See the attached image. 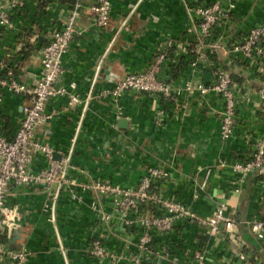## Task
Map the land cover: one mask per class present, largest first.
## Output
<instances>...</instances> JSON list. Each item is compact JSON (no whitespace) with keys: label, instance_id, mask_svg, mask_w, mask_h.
I'll return each mask as SVG.
<instances>
[{"label":"crops","instance_id":"obj_1","mask_svg":"<svg viewBox=\"0 0 264 264\" xmlns=\"http://www.w3.org/2000/svg\"><path fill=\"white\" fill-rule=\"evenodd\" d=\"M73 1L20 0L18 7L11 8L13 25L0 24V59L13 65L21 79L34 82L41 76L42 48L52 31L63 25ZM205 1L213 0H112L111 17L105 26L94 23L92 10L84 11L82 33L74 36L63 56L64 79L67 83L76 81L74 91L82 100L69 105L67 95L51 98L46 107L53 112L52 119L36 127L37 137L52 145L60 157L73 148L70 173L77 183L59 195L58 231L44 208L48 189L43 185H24L10 198L22 216L21 237H17L33 251L26 264H131L140 255L137 242L141 230L121 228L116 217L109 224H97L90 206L97 194L82 184L95 179L136 184L153 165L171 171L170 181L160 192L185 200L197 213L209 215L220 203H227L235 229L245 239L248 259L236 262L235 246L227 234H211L191 222H179L170 232L154 237L138 264H191L199 252L205 253V264H221L223 259L264 264V238L256 235V220L264 219V174L250 172L238 184L231 166L235 160L248 158L254 141L264 138V101L259 93L264 87V54L251 62L229 48L252 25L264 21V0H238L230 20L217 30L215 39L222 46L214 51L199 41L190 10V5ZM8 3L0 0V4ZM188 40L190 45L184 50ZM199 50L207 56L202 57ZM160 51L170 56L161 74L180 92L169 98L124 92L120 102L127 123L120 125L115 100L111 94H102V89L113 86L118 76L146 69ZM193 59H199L197 65L191 63ZM220 67L228 68L240 83L238 119L224 143L220 137L221 95L185 88L187 80L211 83ZM0 97V132L12 137L26 98L7 89L0 90ZM46 165V157L36 153L33 168ZM72 189L78 198H73ZM109 204L106 200L108 210ZM96 236H102L108 249L123 257L101 260L91 255L87 247Z\"/></svg>","mask_w":264,"mask_h":264},{"label":"built area","instance_id":"obj_2","mask_svg":"<svg viewBox=\"0 0 264 264\" xmlns=\"http://www.w3.org/2000/svg\"><path fill=\"white\" fill-rule=\"evenodd\" d=\"M237 2L238 0H213L190 5L192 15L197 22L198 39L204 45H208L210 51L222 46L221 41L215 39L218 35L217 30L230 20ZM19 4L20 0H9L8 4H0V24L3 27L13 25L11 8L18 7ZM87 9L93 11L95 24L105 26L111 17L112 0L73 1L63 25L52 31L49 42L42 48V74L34 82L21 79L13 65L0 59V90L7 89L26 98L21 105L22 118L14 135L9 137L0 132V264H26L33 254L30 247L25 242L19 241L20 238L17 237L18 235L21 237V211L18 204L10 203V198L17 195V189L28 184H41L48 189V201L44 208L49 211L48 220L53 222L58 231L56 211L59 195L65 187L77 183L76 178L70 173L73 148L60 158H55L56 150L48 142L37 137L36 127L52 119L53 112L46 107L51 98L67 95L69 105L82 100L74 91L76 81L67 83L64 79L66 68L63 64V56L68 51L74 36L82 33L80 19ZM189 45V40L184 42L183 49L186 50ZM230 45L231 50L242 53L251 62L254 57L264 54V21L252 25ZM199 52L202 57L207 56V53H202L203 50ZM168 58L170 56L165 51H160L146 69L118 76L113 86L102 89V94L113 96L119 116H123L120 97L126 91L147 92L160 98L173 97L180 92L172 81L161 74L164 61ZM198 60L193 59L191 63L197 65ZM194 87L199 88L202 93L216 92L223 98L220 137L223 143L226 142L232 136L238 119L237 91L240 89V83L232 77L228 68L220 67L217 68L215 79L211 83L199 81L195 84L192 80L186 81L185 88ZM259 93L264 101V87L260 88ZM253 145V152L248 158L235 160L231 164L237 175L238 184H241L250 172L264 174V138L256 139ZM36 153L44 155L47 159V165L39 170L33 168ZM220 162L222 165L227 163L224 158ZM208 172L209 170L206 172V178ZM170 178V169L153 165L136 184L123 185L105 179H95L90 183L82 184V187L84 189L91 187L97 194L90 202L97 224H109L112 218L116 217L121 223V228L141 230L137 242L140 255L133 256L131 264L142 262L154 237L158 233L170 232L179 222H191L211 234H227L235 246L236 262H245L248 259L244 250L245 239L235 229V219L228 211L229 205L222 202L211 214L201 215L185 200L168 197L160 192V188L170 181ZM235 188L240 189V185ZM71 195L73 198L79 197L73 189ZM106 200L110 203V210L105 208ZM151 206L153 207L151 212H143ZM256 226L257 237L263 239L264 219H257ZM58 237L60 248L66 256L59 234ZM87 251L101 260L108 257L113 260L123 257L122 254L121 256L108 249L102 236H96L87 247ZM195 257L196 262L191 264H205L204 252H199ZM236 262L232 259H223L221 264H236ZM144 264L165 263L147 261ZM253 264L262 263L255 260Z\"/></svg>","mask_w":264,"mask_h":264},{"label":"water","instance_id":"obj_3","mask_svg":"<svg viewBox=\"0 0 264 264\" xmlns=\"http://www.w3.org/2000/svg\"><path fill=\"white\" fill-rule=\"evenodd\" d=\"M111 75L114 76L113 72H111ZM119 122H120V125H123V126H124V125H126V123H127V119L124 118V117H120ZM59 155H60V154H59L57 151H54V157H55V158H60Z\"/></svg>","mask_w":264,"mask_h":264}]
</instances>
